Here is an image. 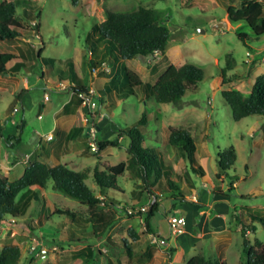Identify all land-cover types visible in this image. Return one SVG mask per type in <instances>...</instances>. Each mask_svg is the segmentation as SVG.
Listing matches in <instances>:
<instances>
[{"label": "rangeland", "instance_id": "1", "mask_svg": "<svg viewBox=\"0 0 264 264\" xmlns=\"http://www.w3.org/2000/svg\"><path fill=\"white\" fill-rule=\"evenodd\" d=\"M239 4L240 0H77L76 3L74 0H23L17 5V13L30 34L15 40L0 41V52L18 55L21 48L29 61V66L19 67L18 73L9 72V77L0 74V116L10 120L7 126L11 121L19 123L22 118L26 120L22 132L23 142L15 150L31 151L40 140L35 131L44 134L54 127L55 112L64 100L70 98L72 92L73 83L66 76L69 75V61H73L91 92L92 106H82L85 116L92 123L95 121L99 139L115 140L119 146L93 152L86 135L83 140L70 141L64 149L62 138L56 144L66 154L61 161L76 171L96 164L104 168L126 162L129 158V138L119 136L120 129L134 124L146 112L148 123L141 126L146 145L163 152L165 163L172 167L171 178L181 186L183 193L191 200L206 202L215 199L211 190L228 194L227 198H221L228 202L226 206L229 211L225 225L218 228V248L214 243L213 246L203 245L206 250L204 255L221 257L227 264H241L244 261L243 237L235 214L240 215L247 224L250 223L251 231L247 233V239L254 242L258 238L264 242V224L259 219H252L253 215L264 218V117L251 115L236 121L222 91L235 89L244 96L251 93L257 76L264 72V35L256 39L245 21L230 19L229 6L238 7ZM141 5L159 11L172 38L164 53L136 56L123 64L149 83H154L169 64L180 66L191 62L201 67L204 78L186 92L179 109L171 103H158L153 98H146L140 88L136 95L127 98L115 92L106 93L103 89L109 78L102 74L108 71L102 66L93 68L91 64L92 54L86 45V36L93 23L105 20L107 10L132 11ZM32 20L38 23L39 28L34 26V22L31 23ZM241 33L248 34V37L241 38ZM42 46L44 50L41 58H53L54 65L42 64L36 57ZM248 51L250 55H247ZM35 60L37 63L34 64ZM95 60L105 61L110 68L103 51H99V57ZM228 60L232 64L231 69H228ZM224 68L225 81L222 77ZM52 69L57 75L67 78L65 91L55 89L61 79L54 82V76L50 73ZM118 69L120 72V66ZM42 70L45 71V78L41 77ZM25 77L29 79L30 85L27 97L21 102L16 95L24 89L22 83ZM52 81L54 88L49 87ZM121 81L122 76L118 78V82ZM40 103L46 104V108L40 109ZM13 109L16 112L11 116ZM39 113H42L41 119L38 118ZM170 126L187 129L193 135L197 145L196 159L204 169L203 175L193 171L179 147L169 143ZM230 146L235 147L237 159L230 169L221 170L217 163L218 153H223ZM11 150L4 143L0 145V160L11 161L8 166L0 168V174L15 180L20 177L18 175L22 166L9 172L13 163V158H9L13 152ZM138 183L131 180L126 171L118 177L121 190L108 189L107 196L119 201L122 206L136 207L147 205L153 195L155 198L158 195L160 209L152 218V225L167 237V244L163 246L152 243V233L139 216H130L123 211L117 214L118 222L107 234L116 243L108 241L106 237L94 239L88 236L87 232L80 231L81 227H75L76 223L69 217L54 213L58 209H69L86 214L87 205L54 190L50 182L46 190L38 191L39 199L31 200L28 198L29 193L20 199L25 191L18 196L21 204H27V210L16 221L0 223V251L5 245H18L21 248L18 264H165L169 259L185 264L193 254H185L186 248L180 244L185 232L182 236H175L168 222L170 216L186 215L182 209L185 204L172 205L166 178H162L154 194L140 193ZM88 184L96 195L100 194L93 178L88 180ZM221 211L219 205L218 213ZM186 221L188 224L185 228L188 230L190 220L187 218ZM75 228L79 240L69 237ZM132 229L138 233V240L132 239ZM123 238L132 243L135 252L132 258L122 245ZM37 240L47 249L46 254L35 256L30 252V246ZM88 244L101 250L103 255L98 254L94 260H89L84 254L81 256ZM150 247L155 250L153 257L140 258V254ZM171 248L176 249L172 258Z\"/></svg>", "mask_w": 264, "mask_h": 264}, {"label": "trees", "instance_id": "2", "mask_svg": "<svg viewBox=\"0 0 264 264\" xmlns=\"http://www.w3.org/2000/svg\"><path fill=\"white\" fill-rule=\"evenodd\" d=\"M22 1L3 0L0 2V41L15 40L26 33L25 24L17 13V5L21 4ZM74 2L76 3L77 0ZM228 14L232 21H245L252 29L256 39H260L264 35V0H240L238 7L229 6ZM33 22H35L34 26L38 27V23L32 20L31 23ZM239 36L244 39L248 37V34L241 33ZM171 38L172 33L169 27L163 24L159 11L154 8L141 5L132 11L107 10L105 20L93 23L86 36V45L92 54L91 64L93 68H100L102 63H106L95 60L99 57V51H103L106 59H108V66L111 68L110 72L105 71L102 74L109 78L103 90L106 93L115 92L120 97L127 98L130 95H136L137 89L140 88L148 99L153 98L158 103H171L178 109L181 108L182 99L186 92L196 87L204 78V71L201 67L191 62H186L180 66L169 64L154 83H149L145 82L137 72L123 64L126 60L136 56L147 57L156 52L164 53ZM43 50V46L39 48L38 57L42 56ZM93 56H95L94 60ZM42 62L54 65L53 58H42ZM227 62L228 69H231L232 64L229 60ZM25 66L26 60L21 54L0 52V74L19 71V67ZM69 67L73 92L70 103L64 106V113H71L74 107L82 106L80 94L89 92V87L85 85L73 61H69ZM120 76L123 77V81L118 82ZM225 76L226 69L224 68L222 69L223 81H225ZM25 91L27 89L18 92L16 95L18 101H21ZM222 96L230 106L232 116L236 121L251 115L264 117V72L257 76L248 96H244L241 91L235 89L223 90ZM147 123L148 115L143 112L137 122L120 129L119 136L123 135L129 138L127 146L129 158L126 162L104 168H100V165L96 164L86 167L84 170L76 171L63 163L55 164L54 162L34 159L25 168L22 175L15 180H9L0 174V223L16 221L23 216L27 210V204L19 202L23 195L29 193L28 198L31 200L39 199L38 191L46 190L51 182L54 190L74 198L88 207L86 214L76 213L69 209H58L54 213L66 215L73 223H76L75 227H81V232H87L88 236L94 239L106 237L108 241L116 243L107 234L118 222L117 214L122 211L125 212V210L119 207L122 206L119 201L109 198L106 192L108 189H120L118 177L124 175L126 171H128L131 180L135 183L139 182L140 193L154 194L162 178H166L174 207L176 204H190L197 208L199 203L188 198L183 193L181 186L171 178L172 167L165 163L163 152L154 146L146 145V137L141 126L147 125ZM25 126V119H21L17 124V133L7 136H4L0 127V137L7 148L13 150L19 146L23 140L22 132ZM74 130H79L80 133L87 135L86 124H81ZM168 130L169 143L179 147L183 157L189 161L192 170L203 175L204 169L196 159V141L190 131L175 126H170ZM72 134L70 133V135ZM98 146V151H102L109 146H119V144L115 140L99 139L98 136ZM236 159L237 151L234 146H230L223 153H218L217 163L221 170L226 171L234 165ZM90 178H93L97 185L99 195H96L88 184ZM22 191L25 192L21 194ZM211 191L218 199L228 196L222 191ZM157 199L158 195L144 214V220L147 229L152 233L151 235L167 239L158 229L152 227V218L160 209ZM235 217L240 223V232L243 237L244 261L241 264H264V242L258 238L254 242L247 239V233L251 231L250 223L247 224L240 215L235 214ZM252 219H259L264 224V218L253 215ZM130 234L133 240L140 238L134 229L130 230ZM69 237L79 240L76 228L71 230ZM121 242L128 256L132 258L135 255L132 243L124 238ZM175 251V248H171V258ZM154 253L155 250L150 247L140 254V258L151 259ZM83 254L89 260H94L98 254L103 255V252L88 244L81 256ZM20 258L21 248L16 244L5 245L0 251V264H18ZM165 264L178 263L169 259ZM185 264L227 263L221 257L211 258L203 254H196L188 258Z\"/></svg>", "mask_w": 264, "mask_h": 264}, {"label": "crops", "instance_id": "3", "mask_svg": "<svg viewBox=\"0 0 264 264\" xmlns=\"http://www.w3.org/2000/svg\"><path fill=\"white\" fill-rule=\"evenodd\" d=\"M29 34L30 33H28L26 31L25 35H23V36L25 37ZM26 42H29V40L28 41L26 40ZM33 47H36V46H33ZM18 53L21 54L25 58V60H26V66L25 67L29 66V61L27 60V57H26L27 55L24 53V51L20 48ZM36 57L39 58L40 61L42 62V58L38 57V52L36 54ZM43 58H49V57H43ZM35 63H37L36 60H35L34 64ZM34 64H32V65H34ZM42 64H44V63L42 62ZM43 66H45V65H43ZM42 68H43V70H45L44 67H42ZM43 70L41 73V77L45 78L46 74H45V71H43ZM14 72L18 73V71H14ZM50 73L52 76H54L52 78L55 79L54 80L55 83L59 79H61V81L59 80L58 84H56L57 88H55V89L60 90V91H65V88L67 86L65 82H66L67 78L70 79L69 75L66 76L67 78L65 76H61V74L57 75V73L53 69L50 71ZM1 75L5 76V77H9L10 73L1 74ZM1 80L2 79L0 77V81ZM54 82L52 81L53 84H50L49 87L54 88ZM61 84L63 86H61ZM18 85H20V84H18ZM22 85H23V88L27 89V91H28V88L30 85L29 79L26 77L23 78ZM1 89L2 88L0 86V93L2 92ZM27 91H25L22 94L21 102H24V99L27 97V95H28ZM72 92L69 96L70 98L67 100H64L62 105H60L59 108L57 109V111L55 112V115H54L55 125H54V127L52 129L48 130L47 132H45L44 134H41V135H46L48 133L49 134L52 133V134H54V138L51 140H47L44 137L38 135L36 133L37 132V130H36L35 133L40 137V140L38 141V143L35 144L34 149H32L31 151H24V152L19 151V150H15V149L11 150L13 152L9 158H11V159L13 158V163H11L9 172H11V170L16 171V168L18 166H22L20 174L18 175V176H21L22 173L24 172L25 168L34 159H39V160L44 161V162H54L55 164L63 163L61 160L66 157V154H64L63 148L65 149L67 144L72 140H76V139H78V140L82 139L83 140V139H85L86 135L84 133H80L79 130H74L77 126H79L81 124L82 125L85 124L86 116H85V112H84L83 107L81 105H79V106L74 107V109L71 113H64V106L67 103H70V101L72 99ZM13 94H14V92H13ZM14 97H15V95H14ZM45 97H46L45 99L47 100L48 99L47 93L45 94ZM39 106H40V109L46 108V104L40 103ZM49 107H51V106H49ZM15 112H16V109H13V111L11 112V114H12L11 116H14ZM20 113H22V111ZM39 116H41V117H39ZM38 118L39 119L42 118V113L38 114ZM22 119H24V118H22ZM9 121L10 120L8 118L2 119V117L0 116V127L2 128V132H3L4 136L17 133L18 121L15 123H13V121H11L12 123L9 125L10 127L7 126ZM72 130H73V132H71ZM9 132H13V133H9ZM70 133H73V134L70 135ZM62 138H64L65 144L63 143L64 144L63 148L59 149L56 147V144H59L60 141L62 140ZM22 142H23V140H22ZM2 143H3V140L0 137V145ZM27 154L30 155V158L28 160L25 158V156ZM9 160L10 159H8L6 161L0 160V168H3L4 165H5V167L8 166L9 163L11 162ZM5 162H6V164H4ZM63 164H65V163H63ZM193 201H195V200H193ZM195 202L199 203V206L197 208H194L190 204H185V207L182 208V209H184V212H186V215H183V216L186 217L185 220L187 218L190 220V224H189L188 230H187V228H185L184 234L186 235V233H187V235L186 236L184 235L183 238H181L182 235L178 237L179 239L181 238L180 239L181 246L183 248H186L185 254H187L188 252L189 253L193 252V254L190 257H192L196 254H203L204 255V252L206 250L203 249V245L205 246L206 244L209 246H213L212 243H214V245L218 248V246H217L218 228L220 226H222L224 223H226L225 221H226L227 213L229 211V207L226 206V205H228L227 204L228 202H225L222 199L215 198V199L208 201V202L201 201V200L199 201V199H198ZM204 205L206 207L207 206L208 207L204 208ZM219 205H221L222 211L218 213V206ZM180 207H183V205H180ZM180 216H182V215H180ZM187 224H188V222L186 221V226H187ZM152 227H153V225H152ZM225 231L227 232L228 230L225 229ZM248 232H250V231H248ZM209 246L205 247V249L208 248Z\"/></svg>", "mask_w": 264, "mask_h": 264}, {"label": "built area", "instance_id": "4", "mask_svg": "<svg viewBox=\"0 0 264 264\" xmlns=\"http://www.w3.org/2000/svg\"><path fill=\"white\" fill-rule=\"evenodd\" d=\"M35 24V22H34ZM247 55H250V52H247ZM102 67L105 68L108 72H110V68L107 67L106 63H102ZM91 92L89 91L88 93L80 94V97L82 98V106L87 108L88 106H92L91 103ZM47 97V96H46ZM94 106V104H93ZM41 117V116H39ZM93 121V120H92ZM91 120L88 119L87 117L85 118V124H86V133H87V141L88 145L91 151L97 152L99 150L98 146V128L94 124V122L90 123ZM38 135L44 137L47 140H51L54 138V134L48 133L46 135H41L39 131L36 132ZM25 158L28 160L30 158V155L27 154ZM156 200L155 196L153 195L152 198L149 199V202L147 205H141V206H119L125 210V213L128 215H133V216H139L141 219L142 223H145L144 220V214L148 211L149 209V204L153 203ZM168 222L171 227V231L175 236L182 235L185 232V225H186V220L184 216H170L168 218ZM152 238V243L153 244H158V245H165L167 244V239L164 237H158V236H150ZM30 252L35 255H41V254H46L47 249H45L44 245L40 241L33 242L32 245L30 246Z\"/></svg>", "mask_w": 264, "mask_h": 264}, {"label": "water", "instance_id": "5", "mask_svg": "<svg viewBox=\"0 0 264 264\" xmlns=\"http://www.w3.org/2000/svg\"><path fill=\"white\" fill-rule=\"evenodd\" d=\"M203 31V30H202ZM8 74V73H7Z\"/></svg>", "mask_w": 264, "mask_h": 264}]
</instances>
